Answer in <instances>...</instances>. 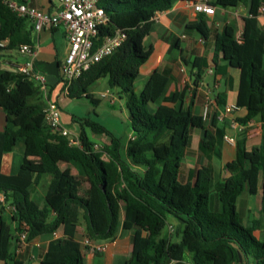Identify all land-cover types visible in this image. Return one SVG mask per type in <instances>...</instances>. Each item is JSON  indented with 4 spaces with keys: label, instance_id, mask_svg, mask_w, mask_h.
Returning a JSON list of instances; mask_svg holds the SVG:
<instances>
[{
    "label": "trees",
    "instance_id": "16d2710c",
    "mask_svg": "<svg viewBox=\"0 0 264 264\" xmlns=\"http://www.w3.org/2000/svg\"><path fill=\"white\" fill-rule=\"evenodd\" d=\"M177 2L100 0L110 23L100 29L99 43L116 29L125 34V40L112 55L75 80L68 97L88 98L94 84L107 78L109 86L119 89L126 99L132 135L123 147L103 125L84 120L83 125L94 134L110 136L109 144L96 150V143L84 130L78 135L77 146L49 127L40 87L8 65L21 46H34L35 31L28 18L20 17L6 0H0V109L6 114V127L0 132V193L16 209L18 232L24 224L28 226V242L63 228L64 236L51 242L42 264H84L81 244L75 239L82 212L85 236L90 241L108 243L117 238L120 228L132 231L131 259L125 264H240V258L243 264H264V28L259 19L264 0L212 3L220 8L247 7L242 41L235 24L214 32L213 76H226L230 68L238 70L236 106L246 114L236 121L245 126L259 119L263 129L259 147L247 150L244 139L236 142V157L225 165L219 184L211 164L192 170L190 179L182 181L193 130L204 131L199 150L208 162L219 154L217 148L226 139V129L217 125L216 118L213 131L206 127L203 115L194 113L193 100L188 103L189 86L170 91L175 79L172 68L166 67L153 72L141 93L135 92L141 68L154 52L144 41L152 32L155 17ZM187 29L196 30L205 40L212 36L203 15ZM183 64L195 84L209 66L203 57L183 60ZM219 105L223 110L226 107L225 101ZM16 149L23 153L18 172L2 174V156ZM61 162L72 165L88 181L87 198L79 195L80 181L60 169ZM227 171L229 178H225ZM43 176L50 180L44 211L38 213L31 195ZM245 192L260 195L259 217L247 223L237 210V200ZM50 213L56 215L51 223ZM170 217L180 222L178 242L164 235ZM5 264L24 263L10 247Z\"/></svg>",
    "mask_w": 264,
    "mask_h": 264
},
{
    "label": "crops",
    "instance_id": "0c3cea01",
    "mask_svg": "<svg viewBox=\"0 0 264 264\" xmlns=\"http://www.w3.org/2000/svg\"><path fill=\"white\" fill-rule=\"evenodd\" d=\"M30 7L45 12H53L58 6L57 0H17ZM211 4L215 0H209ZM213 16H205L208 27L212 29V36L205 40L196 30H188L187 26L196 25L199 17H195L193 9L188 0H178L175 6L166 12L158 13L154 20L151 34L145 39L146 47L153 46L154 52L151 58L141 68L140 76L135 84H140V93L144 90L150 76L156 70H162L171 67L174 75V83L170 91L184 89L189 86L188 103L193 100V111L196 115H203L208 109L206 127L213 131L215 118L219 127H225L226 137L238 140H245L247 150L259 147L262 144L263 129L259 119H254L247 125H240L236 118L244 117L246 112L243 109L236 110L224 119H220L223 107L219 101H225L226 106L237 105L239 72L235 69H229L226 76L215 78L214 75V32L222 31L227 24H235L239 31H242L244 19L248 17L246 6L238 8H220L215 7ZM260 24L264 28V17H260ZM34 49L36 56L34 64L36 70L45 75L48 79V94L50 100L59 103V93L61 91L60 67L66 60L69 52V41L67 34L62 27H45L40 32H34ZM179 42V43H178ZM178 44L179 48H174ZM195 57H203L208 60L209 66L206 72H203L202 80L198 84L194 83L190 71L183 64V60L192 61ZM31 58L17 54L15 59L8 63L10 67L19 68ZM139 82H142L139 83ZM59 87H61L59 89ZM59 91V92H58ZM68 97V95L63 91ZM218 98L217 95H222ZM54 97L55 100L53 99ZM62 112V111H61ZM6 127V114L0 109V132ZM63 127V126H62ZM196 134V136H195ZM204 137V131L195 129L192 132L190 146L184 159V169L182 181L190 179L192 170L200 168L203 165L211 164L215 170V182L221 183V175L224 173L225 165L233 161L236 157V144L231 145L226 140L218 146V155L208 162L199 150V143ZM101 146V144H96ZM125 153V152H124ZM23 160V153L20 149L5 153L1 159V173L11 175L18 172ZM36 163L39 160L30 159ZM60 169L67 175L74 177L81 183L79 195L87 198L90 185L88 181L78 174V171L70 164L61 162ZM35 177V176H34ZM49 177L43 176L31 195V201L38 209V213L44 211L45 192L47 189ZM237 210L241 216L242 222L247 223L259 217L260 195L251 196L243 193L237 200ZM16 213L15 207L11 201L0 203V264H5L6 255L11 247V251L16 252V259L24 264H42V261L50 248L52 241L64 236L63 228L51 235L39 236L30 242L21 240V233L18 232L20 223L14 220ZM56 215L49 214L48 222H53ZM80 226L75 239L81 244L84 257V264H125L131 259V239L132 231L120 228L117 238L107 243V250L103 253H95L91 247L84 245L87 239L85 236V220L83 212L80 216ZM260 235V233H257ZM18 242V244H15ZM11 245V246H10Z\"/></svg>",
    "mask_w": 264,
    "mask_h": 264
},
{
    "label": "built area",
    "instance_id": "2783aa9c",
    "mask_svg": "<svg viewBox=\"0 0 264 264\" xmlns=\"http://www.w3.org/2000/svg\"><path fill=\"white\" fill-rule=\"evenodd\" d=\"M6 2L20 17L28 18L33 23L35 32H40L45 27H62L66 32L69 41V52L60 67L59 78L67 95L69 87L75 80L93 65L112 55L125 40V34L116 29L113 35H107L99 43L100 29L107 27L110 23L105 10L99 6L100 0H57L58 6L53 12L41 11L17 0H6ZM188 2L193 9L195 17L200 15L213 16L215 14L216 8L209 0H188ZM259 17H264V6L259 9ZM238 39L242 41V31H239ZM19 54L31 58L28 62L20 65L18 69L24 76L40 87L43 98L46 101L44 110L46 124L54 130H59L61 135L70 138L69 131L62 127L59 103L49 98L48 79L35 68L34 58L36 52L34 46H21ZM105 96L107 94H103V97ZM236 110H239L236 105L226 106L220 114V119H224L226 115ZM207 113L208 109L204 112V118H206ZM70 140L73 145L80 146L78 136L70 138ZM225 140L231 145L236 144L234 138L226 137ZM99 147L96 145L95 149ZM6 201V196L0 193V203H5ZM20 237L22 241L27 242L28 226L26 224L23 225ZM84 245L91 247L95 253H103L107 250V243L93 242L89 239L84 241Z\"/></svg>",
    "mask_w": 264,
    "mask_h": 264
},
{
    "label": "rangeland",
    "instance_id": "374dc122",
    "mask_svg": "<svg viewBox=\"0 0 264 264\" xmlns=\"http://www.w3.org/2000/svg\"><path fill=\"white\" fill-rule=\"evenodd\" d=\"M137 83L135 92L138 95L141 89L140 84L137 85ZM139 83L142 84V82ZM61 87H59V89L61 88L59 93V106L62 111L61 123L63 128L69 131L70 138L77 137L84 130L90 140L96 144H101V146L109 144L110 136L94 134L89 127L83 125L84 120H91L103 125L121 141L123 147L129 144L132 130L125 104L126 99L119 89H112L109 86L107 78L94 84L88 98H69L63 93V83H61ZM103 94H107V96L103 97ZM55 98L53 99L55 100ZM101 146L96 149L101 150ZM104 158L107 159V156L105 155ZM179 227L180 222L176 218L170 217L164 235H171L173 242H178L180 240L177 236Z\"/></svg>",
    "mask_w": 264,
    "mask_h": 264
},
{
    "label": "water",
    "instance_id": "95a60500",
    "mask_svg": "<svg viewBox=\"0 0 264 264\" xmlns=\"http://www.w3.org/2000/svg\"><path fill=\"white\" fill-rule=\"evenodd\" d=\"M229 177H231V173L229 171H227L225 178H229ZM240 264H243L242 258H240Z\"/></svg>",
    "mask_w": 264,
    "mask_h": 264
}]
</instances>
